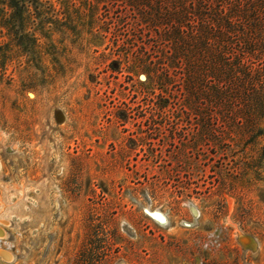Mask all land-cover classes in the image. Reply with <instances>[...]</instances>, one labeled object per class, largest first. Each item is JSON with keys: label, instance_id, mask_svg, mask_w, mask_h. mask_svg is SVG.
<instances>
[{"label": "rangeland", "instance_id": "obj_1", "mask_svg": "<svg viewBox=\"0 0 264 264\" xmlns=\"http://www.w3.org/2000/svg\"><path fill=\"white\" fill-rule=\"evenodd\" d=\"M26 4L0 25V264H264V112L249 140L191 111L120 1Z\"/></svg>", "mask_w": 264, "mask_h": 264}, {"label": "trees", "instance_id": "obj_2", "mask_svg": "<svg viewBox=\"0 0 264 264\" xmlns=\"http://www.w3.org/2000/svg\"><path fill=\"white\" fill-rule=\"evenodd\" d=\"M26 1L37 2L0 0V25L26 27L33 14ZM115 1L149 28H163L157 34L167 45L163 56L170 68L181 69L191 111L217 113L230 129L241 122L236 127L249 140L260 133L255 120L264 112V28L257 26L264 21V0Z\"/></svg>", "mask_w": 264, "mask_h": 264}, {"label": "bare ground", "instance_id": "obj_3", "mask_svg": "<svg viewBox=\"0 0 264 264\" xmlns=\"http://www.w3.org/2000/svg\"><path fill=\"white\" fill-rule=\"evenodd\" d=\"M0 236H2V234H0ZM0 256L5 260H12L14 258V255L12 253L4 252L1 249H0Z\"/></svg>", "mask_w": 264, "mask_h": 264}]
</instances>
